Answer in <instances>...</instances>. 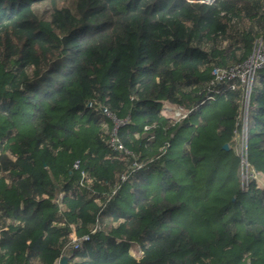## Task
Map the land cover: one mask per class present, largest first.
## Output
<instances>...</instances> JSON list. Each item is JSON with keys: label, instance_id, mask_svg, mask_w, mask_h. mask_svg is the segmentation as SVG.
<instances>
[{"label": "trees", "instance_id": "16d2710c", "mask_svg": "<svg viewBox=\"0 0 264 264\" xmlns=\"http://www.w3.org/2000/svg\"><path fill=\"white\" fill-rule=\"evenodd\" d=\"M259 39L264 0H0V264H264V70L256 179L211 86Z\"/></svg>", "mask_w": 264, "mask_h": 264}, {"label": "built area", "instance_id": "2783aa9c", "mask_svg": "<svg viewBox=\"0 0 264 264\" xmlns=\"http://www.w3.org/2000/svg\"><path fill=\"white\" fill-rule=\"evenodd\" d=\"M211 3L215 0H209ZM264 70V39L256 41L252 55L243 63L234 65L230 68H214L212 71L213 81L211 86L230 84L231 89H237L238 86H242L246 91V99L242 109L241 121L239 123L240 129L236 132V141L239 143L240 159L243 171L246 173L247 178L245 179H256L255 173H249V164L247 161V130H248V116H249V103H250V92L256 81L259 71ZM208 99H214L212 96H208ZM116 124V128L123 125V122H119L113 119ZM122 149V147H119ZM75 168H79V162L74 164ZM244 180V174H243ZM72 229L71 241L72 247L77 248L80 241H88L89 236H84L82 240H79L74 225H70ZM69 258V256H65Z\"/></svg>", "mask_w": 264, "mask_h": 264}, {"label": "rangeland", "instance_id": "374dc122", "mask_svg": "<svg viewBox=\"0 0 264 264\" xmlns=\"http://www.w3.org/2000/svg\"><path fill=\"white\" fill-rule=\"evenodd\" d=\"M194 1H197V0H194ZM201 1H209V0H201ZM166 109V108H165ZM236 149H237V152L240 154V151H239V143H238V140H237V143H236ZM247 178V175L246 173L244 172V180ZM262 185H264V182H262V179H260L259 181ZM134 255L136 257H140L141 256V252H140V249L138 247H134Z\"/></svg>", "mask_w": 264, "mask_h": 264}, {"label": "water", "instance_id": "95a60500", "mask_svg": "<svg viewBox=\"0 0 264 264\" xmlns=\"http://www.w3.org/2000/svg\"><path fill=\"white\" fill-rule=\"evenodd\" d=\"M197 1H201V0H197ZM203 2H207V3H211L210 1H203ZM225 149H229V147L226 145L224 146ZM57 264H68V258L67 257H63L61 258Z\"/></svg>", "mask_w": 264, "mask_h": 264}]
</instances>
